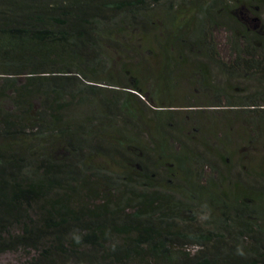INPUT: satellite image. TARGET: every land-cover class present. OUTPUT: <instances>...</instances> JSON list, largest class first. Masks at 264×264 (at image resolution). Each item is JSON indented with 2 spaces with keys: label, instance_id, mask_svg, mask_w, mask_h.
<instances>
[{
  "label": "trees",
  "instance_id": "16d2710c",
  "mask_svg": "<svg viewBox=\"0 0 264 264\" xmlns=\"http://www.w3.org/2000/svg\"><path fill=\"white\" fill-rule=\"evenodd\" d=\"M260 7L0 0V255L264 264V172L243 166L241 180L229 164L236 123L245 146L264 141V92L209 77L264 85V32L237 17ZM213 28L229 32L228 63ZM183 79L208 97L179 98Z\"/></svg>",
  "mask_w": 264,
  "mask_h": 264
},
{
  "label": "rangeland",
  "instance_id": "374dc122",
  "mask_svg": "<svg viewBox=\"0 0 264 264\" xmlns=\"http://www.w3.org/2000/svg\"><path fill=\"white\" fill-rule=\"evenodd\" d=\"M179 1V0H175ZM159 16V14H157ZM238 19L250 30L252 31H263L264 32V8L260 7L256 9L253 13H247L245 11L240 12L237 14ZM228 36L229 32H227L226 29L223 28H213L211 30V37L216 47V53L218 58L228 63L233 56L231 55L230 49H229V43H228ZM150 48H153L152 44H149ZM155 51V48H153ZM196 60V59H194ZM210 79L213 83L217 85H226V87H234L236 90H233L232 94H248L252 92H264V85L257 84L254 80H251L249 77H243L241 79L232 81H227V79L224 76H221L218 74V72L214 69L210 70ZM177 96L179 98L182 97H188L191 98H198V99H204L208 96H203V93H194L191 91V88L186 84V80L183 79L182 82L178 84L176 87ZM143 96H138L140 100H142ZM144 98V97H143ZM225 112V111H224ZM228 112V111H226ZM236 121V120H235ZM234 132L233 139L235 140V148H234V155L231 157V163L230 166H234V175L238 174L239 178L243 180V174L244 167L247 166L249 168L254 169L257 171L264 172V141L258 144H254L252 146H245V136L239 127V123H236L234 125ZM195 135V134H193ZM197 135V134H196ZM191 137V136H190ZM197 136L193 137L191 142L193 145H197ZM201 148H198V152H200ZM208 154L211 152V149H208ZM204 153V151H203ZM205 173H208V170H205ZM202 221V218H198V222L196 225H199ZM190 254L195 252L197 249L196 247H188L186 249ZM34 256L33 252H29V254L25 253L24 251H15V252H7L0 255V264H22L29 260L30 257Z\"/></svg>",
  "mask_w": 264,
  "mask_h": 264
}]
</instances>
